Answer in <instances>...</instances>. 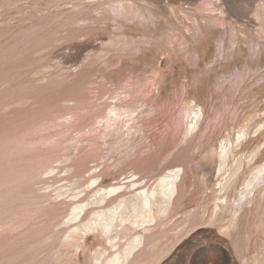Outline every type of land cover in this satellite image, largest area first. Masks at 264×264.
I'll return each mask as SVG.
<instances>
[{
  "label": "rangeland",
  "instance_id": "374dc122",
  "mask_svg": "<svg viewBox=\"0 0 264 264\" xmlns=\"http://www.w3.org/2000/svg\"><path fill=\"white\" fill-rule=\"evenodd\" d=\"M0 264H264V0H0Z\"/></svg>",
  "mask_w": 264,
  "mask_h": 264
},
{
  "label": "bare ground",
  "instance_id": "6f19581e",
  "mask_svg": "<svg viewBox=\"0 0 264 264\" xmlns=\"http://www.w3.org/2000/svg\"><path fill=\"white\" fill-rule=\"evenodd\" d=\"M31 96H33L32 94H31V92H30V90H29V97H31ZM110 117V116H109ZM111 119V118H110ZM259 127H260V125H259ZM259 131V130H258ZM2 137V136H1ZM3 138V137H2ZM5 138V137H4ZM10 138V137H9ZM4 140V139H3ZM1 148H2V146H1ZM179 171H180V168L179 169H177V170H175L174 171V174H173V179L172 180H175L176 179V177H177V175H178V173H179ZM169 188H170V193H173L174 192V182L173 183H171V185L169 186ZM169 192V191H168ZM229 261V258H227L226 259V262H228Z\"/></svg>",
  "mask_w": 264,
  "mask_h": 264
}]
</instances>
